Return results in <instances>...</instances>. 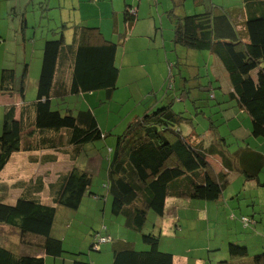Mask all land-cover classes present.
Segmentation results:
<instances>
[{
    "label": "trees",
    "instance_id": "1",
    "mask_svg": "<svg viewBox=\"0 0 264 264\" xmlns=\"http://www.w3.org/2000/svg\"><path fill=\"white\" fill-rule=\"evenodd\" d=\"M38 4L44 13L41 17L48 20L51 8L47 0ZM178 5L175 3L171 12ZM231 6L217 5L214 0H195L198 11L174 18L172 41L192 51L209 53L220 66L218 72L219 67L213 63V71L229 87L226 94L248 115L250 135L264 139V0H239ZM26 10L27 7L18 23L23 38L28 27L23 15ZM136 13L133 6L124 7L122 22L126 29L135 26ZM240 14L242 20H238ZM58 30H49L51 35L43 41L34 101L24 99L27 63L19 78L12 69L0 72V95L11 98L3 107L0 174L14 154H40L30 161L42 165L55 163L54 153L68 155L74 162L81 155L87 156L83 151L87 144L105 138L92 111L80 110L73 115L66 110L62 114L52 109V100L97 91H104L106 99H110L119 76L117 44L104 39L94 26L62 22ZM68 30L72 32L70 43L66 42ZM55 36L59 38L54 39ZM97 39L101 43L95 44ZM182 119L170 104L153 107L116 137L115 148L106 160L107 180L103 186L110 197L111 214L122 216L126 229L141 234L139 240L145 247L140 248L144 251H137L133 242L118 241L111 247V264H173L174 256L159 250L157 233H144L148 213L162 219L167 198L214 202L223 192V184L214 181L208 171V148L179 132ZM261 165L264 157L262 161L251 158L241 172L244 179L258 181ZM251 168L256 170L251 172ZM88 170L73 165L47 185L42 176L13 184L0 182V227L17 230L20 243H27L26 236L40 239L41 243L32 245H39L48 256L60 257L64 253L62 240L51 235L58 207L74 211L84 197H101L90 187ZM45 190L50 203L41 201ZM242 223L249 227L252 219L244 216ZM106 231L103 225L92 234L90 249L112 241ZM103 239L108 241L101 243ZM227 253L248 258L242 244L230 243ZM223 263L231 264L227 260L219 262ZM249 263L264 264V252L253 255ZM0 264H44V257L20 255L12 245L0 243ZM72 264L90 263L75 259Z\"/></svg>",
    "mask_w": 264,
    "mask_h": 264
},
{
    "label": "rangeland",
    "instance_id": "2",
    "mask_svg": "<svg viewBox=\"0 0 264 264\" xmlns=\"http://www.w3.org/2000/svg\"><path fill=\"white\" fill-rule=\"evenodd\" d=\"M40 1L0 0V72L2 69H12L19 78L24 68V57L28 56L25 101H34L36 98L41 64L40 49L45 37L51 35L49 30L59 31L62 22L72 23L86 19V22L98 24L104 37L117 44L116 66L119 68V76L116 90L110 99H106L104 91H97L52 100V109H57L62 114H66V110L73 115L80 110L92 111L99 129L105 135V138L87 144L83 151L88 156L81 155L75 162L76 167H85L80 163H87L90 157L98 156L96 163L88 165L91 175L90 187L94 193L101 196L96 205L98 208L95 207V201H83L74 211L58 207L54 235L62 239L65 258H81L90 264H108V261L111 264V247L119 241L115 238L117 236L133 242L137 251H144L140 250L143 245L139 240L141 234L126 229L122 216L111 214L110 199L105 211H102L103 196L106 194L103 186L107 180L106 160L111 156L110 151L115 148L116 137L124 132L130 122L143 117L144 113L153 107L170 104L171 109L175 113H181L183 117L179 128L185 131L191 127L205 141L209 139L203 135L206 131L215 132V136L222 137L220 141L225 140L223 147L228 154L234 153L239 147H249L264 154V139L250 135V119L239 109L235 100L225 93L227 84L213 71L214 59L209 53L192 51L172 41L174 17L182 15L181 8L170 12L173 8L172 0H133L137 22L131 30L125 28L121 19L118 20L119 25L116 28L113 16L106 17L103 14L108 12L110 2L101 6L99 15L96 13L97 8L83 5L82 15L73 13L75 10L72 8L68 11L67 7L79 4L77 0H53L50 7L53 3L55 8L48 11L47 20L41 17L44 13L38 4ZM226 1L229 0H214V3L229 6ZM112 6L118 7L119 4L113 0ZM24 7H27L24 15L28 20V28L23 38L18 23ZM195 9L192 0H187L183 13L192 15L190 13ZM58 38L59 36L54 37ZM28 47L29 50H26ZM3 107L0 103V133ZM62 158L66 161V155ZM62 165L57 163L50 166L63 169ZM240 165L241 163H238L236 167L239 168ZM45 168L46 166L30 164L27 154L17 153L0 174V182L13 184L18 179L24 180L33 174L43 177ZM244 169L246 170V165ZM261 179H264L263 174L260 175ZM226 181L230 187L223 192L222 201H172L169 204L175 203L177 208L172 204L169 212L167 206L162 219L149 212L144 233L153 231L152 226L156 222L161 224L164 221L161 228L160 224L156 226V233H160L157 235L159 250L175 255L176 259L182 254L203 259H190L192 263L201 261L216 264L226 259L224 255H227L230 243L244 245L248 240L249 246L246 248L252 251L251 235L257 231L261 237L262 232L258 230L259 223L249 227L243 226L242 217L254 216L258 222L260 215L262 220L264 189L261 190L250 182L243 185L237 171L228 174ZM229 191L232 193L228 194ZM16 193L18 192H13ZM249 193L255 197L253 204L248 199ZM261 223L264 226V221ZM65 224L68 225L67 228L64 227ZM103 225L108 228L106 233L111 236L112 241L103 245V251L97 253L90 249L92 234L99 232ZM6 230L12 238L19 239L17 230L8 227ZM7 243L12 245L9 241ZM104 249L107 252L104 253ZM209 258L213 259L212 263ZM56 264L60 262L57 261Z\"/></svg>",
    "mask_w": 264,
    "mask_h": 264
},
{
    "label": "crops",
    "instance_id": "3",
    "mask_svg": "<svg viewBox=\"0 0 264 264\" xmlns=\"http://www.w3.org/2000/svg\"><path fill=\"white\" fill-rule=\"evenodd\" d=\"M51 1H53V0H47V6L50 7ZM115 1L119 4L118 7H113L112 6L113 0H77V2H79L78 5H72L71 7H67V8H68V11H69V8H72L73 10H75V12H73V13H79V14L84 15V11L81 9V7L83 5L84 6H92L94 8H97L96 13L99 15L100 12H101V10H102L101 9V6L104 5V4H106V3H108V2H110V7L108 9V12L109 13L106 11V13L104 12L103 14L106 17L109 16V15H112L113 16L114 25L117 28L118 25H119V21L118 20L121 19V21H122V14H123V11H124V7L126 5L127 6H130V7L133 6V0H115ZM194 1L195 0H192L193 5H194ZM186 2H187V0H172V5L173 6H174L175 3L179 4L175 11H177L178 9L181 8V12H182V15L181 16L187 14V13H183V10L185 9V6H186ZM226 2H228L229 3L228 5L231 6L233 4H237L239 2V0H229V1H226ZM63 5L65 6V3H63ZM50 8L51 9L55 8V7H53V3H52V6ZM195 11H198V9L196 8L195 10H193V12H195ZM25 13H26V11L23 13V15ZM190 14H192V13H190ZM24 17H25L24 19L26 20L27 17L25 15H24ZM242 19H243V17L240 14V16L238 17V20H242ZM70 24L94 26V27H96L98 29V31L100 32V34H102V32H101L100 27H99L98 24L86 22V19H80V22L75 21V22H72ZM25 33L26 32L24 31L22 34H24V36H25ZM65 35H66V40H67L66 42H69V40H71V37H72V32L70 30H68V31L65 32ZM102 37L104 39H106L104 37V35ZM106 40H108V39H106ZM108 41H110V40H108ZM94 43L95 44H99L101 42H100V40L97 39V40H94ZM26 50H29V47ZM40 53H41V49H40ZM40 53H39V55H40ZM41 55H42V53H41ZM27 57L28 56H25L24 57V63H27V65H28V62H27L28 59H27ZM30 59H31V57H30ZM40 62H41V59H40ZM213 63H216V65L219 67L218 72H220V66L217 64V62L214 60ZM221 73L223 74V72H221ZM228 89H229L228 86L224 89L225 90V93L228 92ZM14 99L16 101H18V98L16 96H15ZM10 101H11V98H9V97H7L5 95H0V103L3 106L5 104L9 103ZM179 132L182 135H184V136H188L189 138L191 137L192 139L195 140L196 143L202 144L204 146V148H208V149H206V151L208 152V156H207L208 167H209L208 168V171L210 172V175L214 179V181L215 180H218L221 184H223V186H224L223 187V192H225V190H229V187H230L228 181H225V182L222 183L223 176L225 174H230V173H232L234 171H237L238 178L241 179V181L243 182L242 183L243 185L246 182H250L252 184H255L257 187H260L261 190L264 189V185H262V183L264 182V179L263 180L262 179L260 180V175L261 174L264 175V172H263L264 165H261V171L258 172V176L256 178V180H258V181H251V180L250 181H246V179H244V177H243V175L241 173V172H243V169H244L245 165H247V163L251 160V158L257 157L258 159H260L262 161V158L264 157V154H262V153H260V152H258L256 150H254V149H251L249 147H239L238 150H236L234 153L228 154V153L225 152L224 147H223V145L225 144V140L220 141V138L222 139V137L220 136V138H219V137L215 136V132H213V131L212 132L206 131V133L203 134L206 139L209 138L207 141H205V139H201L200 137H196L195 134H198V133H195L194 130L191 127H189L185 131H183L181 128H179ZM47 153H49V152H44V154H47ZM24 154H27L28 155V162L30 164H33V165H36V166H40L41 165L42 167L43 166H46V168L44 170L45 174H44L43 177L45 179H48V180L45 181V179H44V181L46 182L45 185H47L48 183H50L53 180H55L56 179V176L58 175V173H63V172L68 171L73 165H75V162L79 160V158H78L74 162H72V161L69 160L68 155H66V161H65L64 158H62L65 155L59 154V153H54L56 155V157H57L56 162L55 163H52V164L42 165L40 163L31 162L30 161V158L32 156H40V154L39 155L38 154H29V153H24ZM44 154H42V155H44ZM87 156H88V154H87ZM12 157H13V155H12ZM97 157H98L97 155L90 157L88 159V162L87 163L81 162L80 164L83 165V166H85V167H81L79 169L88 170L89 163L91 165L94 164V163H96ZM57 163L58 164H61L62 163L63 164L62 166L64 168L63 169H60V168L59 169H54L52 166H50V165H55ZM238 163H241V165L239 167L240 169L236 167V165ZM9 164H10V161L6 165V167L9 166ZM6 167H5V169H6ZM254 170H256V168H253L251 170V172H253ZM36 176H40V174H38V175H34L33 174V175H31L30 177H28V178H26L24 180L27 181L30 178H35ZM45 192L47 193L46 190L42 193V196H44V197H41V201L43 200L42 202L45 201L46 203H50V198L47 195H45ZM223 192H222L220 198L217 201H214V202L222 201V199H223ZM231 193L232 192L229 191L228 194H231ZM103 197H104V202H103L104 204H103V207H102V211L104 212L105 211L106 204L108 202V199H110V197L108 196L107 193ZM254 198L255 197L252 195V193H249L248 194V199L251 202V204L254 203V201H253ZM176 200H184V199L167 198L166 205H165V212H166V207L167 206H169V212H170V209H172V204L174 205L175 209L177 208V205L175 203H170L169 204V202L176 201ZM83 201H87V203H91V201H95L94 202L95 203V207L98 208V206H96L98 204V201H99L98 198H94V197H92V196L89 195V196L84 197V199L82 200V202ZM248 218L252 219V224H255L256 220L254 219V216H251V217H248ZM263 221H264V217L261 220L260 219V215H259V220H258V222H256V224L259 223L258 230L262 232V233H260L261 234V237L257 233V231H255V234L251 235L252 236V239H251V242H252L251 243L252 251H249L247 249L248 258L242 259V258H238V257H232V256L228 255V253H227L226 256L224 254H222V255H224V258L227 257L224 260H227L231 264H250L249 263V259L252 258V256L254 254H257L259 252V250H260V252H264V226L262 225L263 223H261ZM163 223H164V221H162L161 224L159 222H156L155 223L154 228H153V230L155 231V233L157 232L156 231L157 224H160V228H161L162 225H163ZM64 227L67 228L68 225L65 224ZM0 229H2V230H0V239H1L0 243L4 244L6 247H10V245L7 242L8 241H9V243L11 242L12 243V246L14 247V249L16 250V252L18 254H20V255L43 256L44 257V264H56L57 261L60 262V264H72L73 263V260L74 259L67 258V257L65 258L63 254L60 257L54 258V257H51V256L46 255L45 252L43 251V249L39 245H32L34 243L35 244L41 243V240L40 239H36V238H32V237H27L26 236V238H27L26 240L27 241H25V242H27V243H20L19 240H20V236L21 235L18 232H17L16 235H17V237H19V239H17V238L14 239V238H12L10 236L8 230H6L5 227H0ZM54 229H55V226L53 225L52 231H51V235L53 237L59 239L58 236H55L54 235V231H55ZM107 230H108V228H107ZM157 235H160V233H157ZM109 237L112 240V238H111L110 235H109ZM115 238L119 239V241H125V239L119 238V236H117ZM244 245L247 246V248H248V246H249L248 240L245 241ZM31 246H36L37 248L34 249ZM144 247H145V245L143 244L140 248H144ZM98 249H99V251H97ZM95 251L97 253L103 251V245H100V246H97L96 245ZM105 252H107L106 249H104V253ZM173 256H174V258H173V260H174L173 261V264H206V263L201 262V261H196L195 263H192V261L190 260V259H200V260H203L202 257L192 258V257H189L187 255L182 254V256H179V258L176 259V256L175 255H173ZM208 257H210V255H208ZM217 257L218 256H215V258H217ZM78 259L84 261L81 258H78ZM92 261L95 262L94 260H92ZM209 262L212 263L213 262V259L209 258ZM94 264H96V263H94ZM108 264H110L109 261H108ZM216 264H219V262L216 263Z\"/></svg>",
    "mask_w": 264,
    "mask_h": 264
},
{
    "label": "built area",
    "instance_id": "4",
    "mask_svg": "<svg viewBox=\"0 0 264 264\" xmlns=\"http://www.w3.org/2000/svg\"><path fill=\"white\" fill-rule=\"evenodd\" d=\"M244 222H247V220L244 219ZM249 222H250V221H249ZM107 241H108V240L103 239V240H101L100 242H101V243H104V242H107Z\"/></svg>",
    "mask_w": 264,
    "mask_h": 264
}]
</instances>
